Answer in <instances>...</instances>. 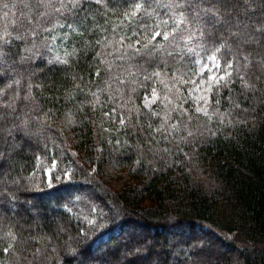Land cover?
I'll return each mask as SVG.
<instances>
[{
	"label": "trees",
	"instance_id": "trees-1",
	"mask_svg": "<svg viewBox=\"0 0 264 264\" xmlns=\"http://www.w3.org/2000/svg\"><path fill=\"white\" fill-rule=\"evenodd\" d=\"M28 2L0 0V25L4 22L3 3L16 4L19 14ZM137 2L150 5L153 0H115L106 23L101 8L99 24L107 29V39H102L105 32L98 29L90 39L93 43L101 40L100 46L86 49L89 38L82 40L79 59L70 57V66L46 67V59L35 63L32 83L39 87L33 88L36 99L26 103L41 110L44 127L36 128V135L24 141L10 159L0 160V174L25 178L16 189L6 185L0 175V264H264V91L247 92L250 99L241 107L249 108L248 114L234 109L229 96L239 102L246 94L237 72L231 92L229 87L219 88L218 106L214 104L215 91L211 93L209 112L217 107L219 111L209 121L196 113L185 92L186 81L196 72L197 56L187 54L186 49L183 59L176 51L172 56L137 61L149 73L159 67L162 75L145 81L143 75L122 74L120 78L129 83L119 86L118 91L109 77L119 74L117 64L127 68V63L107 54L113 47L110 41L126 36L125 48L132 44L143 49L160 30L156 17L147 16V9L135 17L123 15L134 11L130 5ZM228 7L234 9L233 19L239 16L255 36H261L264 0H232ZM155 11L165 18L164 9ZM68 23H72L71 17ZM67 31L57 30L53 35ZM72 39L81 40L79 33L73 32ZM46 42L53 46L46 55L63 56L65 50L72 51V45L65 48L61 39L58 43L48 37L37 41L38 45ZM151 42L165 44L162 35ZM247 51L255 54L259 50L252 45ZM98 52L104 55L97 58ZM196 53L215 50L209 45L206 51L196 49ZM217 54L221 67L226 68L233 53L222 49ZM97 68L101 71L98 77ZM259 68L257 64L248 71ZM259 87L264 88V80ZM132 88L136 89L134 94ZM153 88L159 93V104L167 91L170 106L182 105L194 120L185 129L188 117L184 115L179 133L149 145V137L140 126L148 129L151 123L156 128L163 118L150 117L144 105ZM92 93L97 94L98 102ZM163 107L160 104V109ZM136 108L141 111L139 122ZM228 112L231 115H225L221 124L220 113ZM172 115L178 117L179 109ZM121 116L124 125L120 124ZM237 119L244 123L235 124ZM208 129L216 135H210ZM187 131L196 134L189 137ZM150 147L151 153L147 150ZM177 147L181 149L178 152ZM165 148L169 149L166 156ZM51 163L69 171L70 178L47 182L42 168ZM5 188L15 192L14 203L2 195ZM87 219L100 223L90 230ZM81 229L87 232L86 239ZM9 245L12 247L5 253Z\"/></svg>",
	"mask_w": 264,
	"mask_h": 264
},
{
	"label": "snow or ice",
	"instance_id": "snow-or-ice-1",
	"mask_svg": "<svg viewBox=\"0 0 264 264\" xmlns=\"http://www.w3.org/2000/svg\"><path fill=\"white\" fill-rule=\"evenodd\" d=\"M119 2L124 3V0H119ZM231 2L232 0H167V2L153 0L150 5L139 2L130 5L134 11H126L123 14L124 16L135 17L138 12L147 9V16L150 18L152 16L156 17L160 30L152 34L149 43L143 49L132 44L125 48L124 41L128 39L126 36H121L118 42L110 41L113 47L112 51L107 54L114 56L117 61L127 63V68H124L122 64H117L116 71L119 74L115 77L110 76L109 81L115 82L119 91V86L129 83L127 78H120L122 74L126 73L127 77L143 75L145 81L154 80V78L161 76L162 72L159 67L156 71L149 73L145 65L136 63L139 60H144L145 57L151 60L158 55L172 56L174 52L179 51L181 59H183L185 49L187 54L198 56L199 53H196V49L203 52L207 50L209 45L214 48L215 53H221L222 49H228L233 53V57L227 62L226 68L232 71H225L222 75H216L214 71L220 67L217 57L215 55L206 57L207 62L204 63L201 73L208 71V79L207 81L200 80V85H205L204 88L199 89V85L197 86L205 94L197 97L198 106L195 111L197 114L203 113L211 121L219 108L217 107L215 112H209V106L213 103V100L208 94L215 91L214 104L218 106L221 103L219 88L229 87L231 92L232 88L230 86L236 78V73L239 72V79L246 93L244 100L233 102L231 95L228 99L234 109L248 114L250 109L241 107L244 102L250 99L247 92L264 91V88L259 87L260 81L264 80V26H261V36L258 38L250 31L249 25L242 21L239 16L233 19L231 13L234 9L228 7ZM93 3L96 5L95 9L91 7ZM114 3L115 0H30V2L22 5L23 10L19 11V14L16 11V4L3 3L2 18L4 22L3 25H0V85H2L0 87V160L6 157L10 159V156L22 147L24 141L36 135V128L44 127L41 122V110L35 106L29 107L26 103L36 99L33 95V88L39 87V85L32 83L33 78L36 76V72L33 70L35 63L46 59V67L59 64L70 66V57L79 59V44L82 40L89 38L88 43L85 44L86 49L89 47L94 49L100 46L101 40H96L93 43L90 36L95 35L99 29L105 32L102 39H107V29H101L99 24L101 8L104 10L103 19L106 23L109 10ZM85 5H89V7H85ZM156 9H164L163 15L165 18L162 19L160 13L155 11ZM112 11L115 14L114 8ZM10 17L11 19H9ZM68 17L72 18V23H68ZM141 27L146 26L141 25ZM65 28L69 31L60 32L59 37L53 35L57 30ZM73 32H78L81 40L72 39ZM133 35H136V33ZM161 35L165 44H152L151 41ZM43 37H48L53 43L59 38L64 43L65 48L70 43L72 51L65 50L63 56L59 54L55 56L46 55V53L52 52L53 46L47 42L38 45L37 41ZM117 43L119 47H116ZM139 44L140 40H137L136 45ZM165 45L171 47L172 51H168ZM252 45H255L256 49L259 50L255 54L247 51ZM102 55L104 53L98 52L97 58ZM254 55L258 59L253 60ZM195 62L199 64L200 60ZM257 64L260 65L257 71H248L250 66L255 68ZM112 67L113 65L109 64V68ZM164 67H167V61L164 62ZM40 71H43V69ZM100 74L101 71L97 68L95 75L98 77ZM163 74L166 75V73ZM25 83L27 84L26 91ZM131 83H135V81L133 80ZM165 87L167 88V86ZM109 90H111L110 86ZM131 91L134 94L136 89L132 88ZM192 91V89H189V94ZM92 95L96 97V102H98L99 97H97V94L92 93ZM109 99H112V97H109ZM157 99L156 88L152 89L151 98L145 96L146 106L149 108L148 115L158 119L161 115L163 116L156 128H152L151 123H149L148 129H144L142 125L140 126V130L149 137V145L157 144L161 140L168 141L172 134L179 133L181 131L180 118L184 115L188 117L187 122L184 124L185 129L194 120L193 114L189 113L188 109L183 108L182 105L170 106L171 98L167 91L160 98V104L164 106L163 109L153 110L151 104L155 103ZM200 100H203V106H200ZM22 104L23 106H21ZM123 106L122 104L121 107ZM93 107H95V102ZM177 109H179V116L174 117L172 113L176 112ZM115 111L116 109H112L113 113ZM135 111L136 120L139 122L141 111L139 108H136ZM251 111H256L255 106H251ZM44 115L47 117L48 113H44ZM105 115L108 116L109 113H105ZM225 115H231V112L220 113L221 124L225 122ZM169 121L173 122L169 123ZM227 123L235 126V124H242L244 121L237 119L234 124L232 120H228ZM120 124H125L123 116H121ZM208 131L210 135H216L215 131H211V129H208ZM155 134L160 135L157 137ZM195 134L192 131H187L189 137H193ZM180 139L183 140L184 137L181 136ZM125 143H128V141H125ZM147 150L150 153L153 152L151 147ZM180 150L177 147L176 151ZM168 153L169 149L165 148L163 155L166 156ZM0 175L4 178L6 185H11L16 189H19L25 183V178L21 176L10 178L9 173ZM64 176L69 177V173L65 172ZM2 195L13 203L17 199L15 192H10L8 188H5ZM92 211L94 212L95 209H92ZM98 223H100L99 220L87 219L90 230H94ZM81 233L83 238L86 239L87 232L81 229ZM13 240H15L14 236ZM11 247L12 245H9L8 248L4 249V252H9Z\"/></svg>",
	"mask_w": 264,
	"mask_h": 264
},
{
	"label": "rangeland",
	"instance_id": "rangeland-1",
	"mask_svg": "<svg viewBox=\"0 0 264 264\" xmlns=\"http://www.w3.org/2000/svg\"><path fill=\"white\" fill-rule=\"evenodd\" d=\"M56 36L59 37V34H57ZM59 40L60 39L58 38L54 43H58ZM209 55H215L217 57V59L219 60L217 53H210V54L196 56L194 58V65L196 67V72H195L193 77H191L188 81H186V89H185L186 91L185 92L188 95V97L190 98L194 110H196V107L198 106L197 105V97H201L205 94L203 91L199 90V89H202L205 87V85H200V80L204 79L205 81H207L209 72L205 71L204 73H201V69L203 68L204 63L207 62L206 57ZM196 60H200V63L197 64L195 62ZM219 62H220V60H219ZM214 71H215L216 75H222L225 71H229V70H227L226 68H222L221 64H220V67L215 69ZM225 79H227V77H225ZM198 85H199V89L197 87ZM189 89L193 90L191 94H189ZM208 95L211 96V93H209ZM147 96L149 98H151L152 92L150 94H148ZM157 97H158L157 101L155 103L151 104V109H153V110H159L160 109V104L158 103V101H159L158 91H157ZM144 105L147 109H149L146 106L145 98H144ZM200 106H203V100H200ZM199 114L204 115L203 113H199ZM169 123H171V122L169 121ZM42 170L44 172V175H45L47 182H50V183H51V181L61 182V181L68 179V177L64 176V173L65 172L69 173V171L60 170L58 165L55 163L45 164L44 167L42 168Z\"/></svg>",
	"mask_w": 264,
	"mask_h": 264
}]
</instances>
